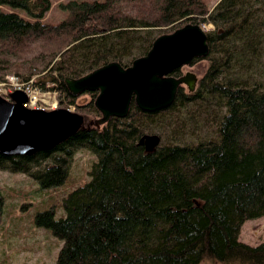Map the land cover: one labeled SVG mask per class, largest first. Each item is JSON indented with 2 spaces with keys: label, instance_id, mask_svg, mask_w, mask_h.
<instances>
[{
  "label": "trees",
  "instance_id": "obj_1",
  "mask_svg": "<svg viewBox=\"0 0 264 264\" xmlns=\"http://www.w3.org/2000/svg\"><path fill=\"white\" fill-rule=\"evenodd\" d=\"M4 3L33 20L0 9V75L54 83L82 119L51 151L0 155V172L42 189L74 187L36 217L62 243L55 264H264V242L239 241L247 221L264 217V0H220L213 9L207 0H69L58 24L42 21L49 0ZM187 24L213 27L204 30L207 58L192 64H205L195 91L180 87L155 113L132 102L125 119L95 126L97 93L73 97L65 81L110 63L128 68ZM189 118L207 121L211 134L193 139ZM145 135L160 138L152 151L139 145ZM84 152L95 157L88 178L71 184L74 157Z\"/></svg>",
  "mask_w": 264,
  "mask_h": 264
},
{
  "label": "water",
  "instance_id": "obj_2",
  "mask_svg": "<svg viewBox=\"0 0 264 264\" xmlns=\"http://www.w3.org/2000/svg\"><path fill=\"white\" fill-rule=\"evenodd\" d=\"M206 31L187 24L170 34L159 36L146 56L134 60L128 68L110 63L65 85L73 97L97 93L94 107L101 118L94 125H105L111 118L125 119L132 102L144 113L166 110L175 100L180 87L189 93L196 89L198 78L190 72L174 77L182 68L208 56ZM21 92L11 95V102L0 98V155L31 157L51 151L75 135L82 119L65 109L51 112L23 107ZM92 125V124H91ZM160 143L157 135H145L139 145L152 151Z\"/></svg>",
  "mask_w": 264,
  "mask_h": 264
},
{
  "label": "rangeland",
  "instance_id": "obj_3",
  "mask_svg": "<svg viewBox=\"0 0 264 264\" xmlns=\"http://www.w3.org/2000/svg\"><path fill=\"white\" fill-rule=\"evenodd\" d=\"M50 10L42 18L43 22L58 24L65 18L61 3L69 0H49ZM220 0H207L208 7L213 9ZM4 12H14L26 20H33L25 10L13 7L9 3L0 4ZM211 25L204 30H212ZM205 64H194L180 70L181 75L193 73L198 79L202 76ZM185 87V91H186ZM84 98L81 99V102ZM187 120L193 139L198 140L211 134L212 129L204 119ZM191 121V122H190ZM197 125V126H196ZM175 135L171 128L164 129L163 137L171 141ZM95 157L84 152L78 153L69 172L71 184L81 185L87 177L90 163ZM74 189L67 184L54 189H42L40 185L23 174L0 172V192L4 206L0 212V264H55L62 243L50 230L40 227L36 217L53 204L61 203L62 198ZM60 213L55 215V219ZM239 241L249 246L264 242V217L247 221L241 228ZM210 264V263H202Z\"/></svg>",
  "mask_w": 264,
  "mask_h": 264
},
{
  "label": "built area",
  "instance_id": "obj_4",
  "mask_svg": "<svg viewBox=\"0 0 264 264\" xmlns=\"http://www.w3.org/2000/svg\"><path fill=\"white\" fill-rule=\"evenodd\" d=\"M36 78L24 81L15 75H0V98L11 102V95L21 92L26 97V103L23 104L26 109L45 112L65 109L75 113L73 105H62L61 94L54 83H47L45 88H42L35 84Z\"/></svg>",
  "mask_w": 264,
  "mask_h": 264
},
{
  "label": "bare ground",
  "instance_id": "obj_5",
  "mask_svg": "<svg viewBox=\"0 0 264 264\" xmlns=\"http://www.w3.org/2000/svg\"><path fill=\"white\" fill-rule=\"evenodd\" d=\"M100 118H101V117H100ZM100 118H99V119H100ZM99 119H98V120H99ZM111 119H112V118H111ZM90 124H91V123H90ZM102 126H103V125H102Z\"/></svg>",
  "mask_w": 264,
  "mask_h": 264
}]
</instances>
